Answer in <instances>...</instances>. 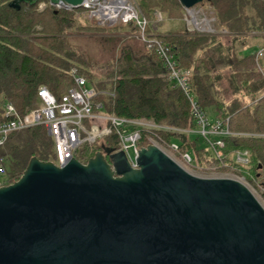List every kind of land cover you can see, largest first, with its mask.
Wrapping results in <instances>:
<instances>
[{
    "label": "trees",
    "instance_id": "trees-1",
    "mask_svg": "<svg viewBox=\"0 0 264 264\" xmlns=\"http://www.w3.org/2000/svg\"><path fill=\"white\" fill-rule=\"evenodd\" d=\"M10 2L0 0V123L6 121L7 104L20 115L37 109L41 87L57 97L74 87L71 71L75 69L96 92L94 102L101 105V113L119 119H146L170 129L154 133L164 146H177L175 157L187 154L193 167L241 178L263 189L264 195V0H203L199 4L210 6L216 27L231 35L228 46L215 37L183 32L158 37L175 56L178 68L191 71L188 93L192 99L209 118L227 121L231 135L222 138L220 160L199 135L191 138L193 133L182 132L196 129L189 100L146 44L141 55L123 47L116 60L94 73L84 54L68 40L71 34L103 29L89 18L87 10H56L49 0L21 3L16 10L9 7ZM139 6L147 19L156 10L167 17L184 16L178 0H140ZM117 27L138 31L133 23ZM248 38L261 41L257 51H246L242 40ZM260 50L262 57L257 58ZM225 69L229 70L230 100L219 86V72ZM149 135L142 132L136 146L147 147ZM117 148V136L112 132L95 144H84L73 156L86 164L96 153L107 159L105 150L113 153ZM237 153H244L248 163L236 162ZM32 158L56 162L53 141L43 126L13 133L0 147L5 186L21 178Z\"/></svg>",
    "mask_w": 264,
    "mask_h": 264
},
{
    "label": "water",
    "instance_id": "water-1",
    "mask_svg": "<svg viewBox=\"0 0 264 264\" xmlns=\"http://www.w3.org/2000/svg\"><path fill=\"white\" fill-rule=\"evenodd\" d=\"M111 152L63 166L32 158L0 186V264H264V209L243 184L193 176L153 145L135 169Z\"/></svg>",
    "mask_w": 264,
    "mask_h": 264
},
{
    "label": "built area",
    "instance_id": "built-area-1",
    "mask_svg": "<svg viewBox=\"0 0 264 264\" xmlns=\"http://www.w3.org/2000/svg\"><path fill=\"white\" fill-rule=\"evenodd\" d=\"M139 3L140 0H84L80 8L87 10L89 18L98 26L128 23H133L136 26L138 38L155 52L165 67L168 78L186 94L189 100L196 129L182 132L188 135L192 133L199 135L206 142L212 155L220 160L223 148L222 138L231 135L227 128V121L222 122L209 118L189 95L191 71L178 68L175 56L170 49L159 40L156 33L150 32L151 21L144 17ZM52 7L56 10L71 9L59 5ZM194 11L193 8L190 9V20H187V23H190V34L202 36H217V32L218 36L228 34L225 29H216L214 17L208 18L209 16H204L205 12L202 15L200 10ZM162 20V14L155 11L153 21L159 23ZM262 54V50L258 51L257 58L262 57ZM71 76L74 87L58 97L45 87L39 88L37 92L39 106L29 113L20 115L13 105L7 104L4 111L6 121L0 123V147L13 133L43 126L47 136L52 139L54 144L55 165L63 166L74 158V153L84 144H95L114 132L117 136L118 148L113 153L123 152L131 168L135 169L137 168L135 160L141 149L136 144L141 139V133L147 132L150 134L147 139L148 146L153 145L165 154L166 151H169L187 168L193 167L187 154L175 157L177 146H164L154 133V131H169L170 129L159 127L146 119H119L101 113V105L94 102L96 92L86 79L79 76L75 69H72ZM235 160L240 164L248 163L244 153H237ZM4 176L5 170L0 165V186H5Z\"/></svg>",
    "mask_w": 264,
    "mask_h": 264
},
{
    "label": "rangeland",
    "instance_id": "rangeland-1",
    "mask_svg": "<svg viewBox=\"0 0 264 264\" xmlns=\"http://www.w3.org/2000/svg\"><path fill=\"white\" fill-rule=\"evenodd\" d=\"M193 10H195L194 12L200 10L202 15L205 14L204 15L205 17L209 16L208 18H212V17L215 18L214 12L212 11L210 6L197 5L193 7ZM156 11L160 12L159 10ZM153 13L149 18V21H151L150 32L156 33L158 37H160L161 35H165L167 33H175V32H183L190 34V23L189 24L187 23V20H190V9L186 10L183 8L184 16L182 18L167 17L164 16L162 12H160L162 14L163 20L159 23L153 21ZM118 25L119 24L111 25V26L96 25L98 27H102L103 29H99V31H91V32L88 31L78 32L68 36V40L71 46L84 54L87 64L92 67L91 70L92 71L95 70L94 73L100 70L101 68H104L114 60H116L123 47H129L135 55H141L146 52V46L137 36L138 31L135 32V30H133L132 27L129 28L117 27ZM216 29L218 28L216 27ZM251 35L255 36V34H251ZM230 36L231 35L229 33L224 36H218V32H217V36H211V37H215L216 40H218V42L222 43V45L224 44L225 46H228L229 40L231 38ZM247 40L248 41L242 40L243 45L246 44L245 48L247 52H255L261 46V41L257 38H248ZM223 51L226 52L227 51L226 48H224ZM219 73L222 76V79L219 81V86L221 89L224 90V92L225 90L227 91L226 93H224V95L227 100H230L232 97L230 91L228 90V81H227L229 77V70L225 69L224 71ZM194 136L195 135L192 134L191 138H193ZM166 154L170 158H172L174 162L178 163L179 166L181 165L183 168L188 170L189 173L193 176L199 178H230L242 182L250 190V192L258 200V202L264 209L263 189H256L250 186L248 183H246L243 179L232 175L211 174L197 167L194 168L190 167L189 169L179 159L174 158L171 152L166 151Z\"/></svg>",
    "mask_w": 264,
    "mask_h": 264
},
{
    "label": "bare ground",
    "instance_id": "bare-ground-1",
    "mask_svg": "<svg viewBox=\"0 0 264 264\" xmlns=\"http://www.w3.org/2000/svg\"><path fill=\"white\" fill-rule=\"evenodd\" d=\"M178 164V163H177ZM179 165V164H178ZM181 166V165H180ZM182 167V166H181ZM183 168V167H182ZM185 171H187L188 173H189V171L188 170H186L185 168H183ZM234 180V179H233ZM237 181V180H236ZM238 182H240V181H238ZM241 184H243L242 182H240ZM244 185V184H243ZM245 186V185H244ZM246 187V186H245ZM258 201V200H257Z\"/></svg>",
    "mask_w": 264,
    "mask_h": 264
},
{
    "label": "crops",
    "instance_id": "crops-1",
    "mask_svg": "<svg viewBox=\"0 0 264 264\" xmlns=\"http://www.w3.org/2000/svg\"><path fill=\"white\" fill-rule=\"evenodd\" d=\"M11 1H13V0H11Z\"/></svg>",
    "mask_w": 264,
    "mask_h": 264
}]
</instances>
